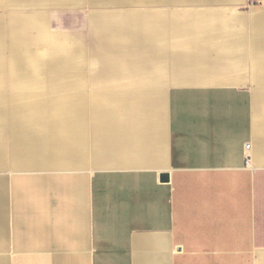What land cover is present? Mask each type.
Listing matches in <instances>:
<instances>
[{"label":"crops","instance_id":"0c3cea01","mask_svg":"<svg viewBox=\"0 0 264 264\" xmlns=\"http://www.w3.org/2000/svg\"><path fill=\"white\" fill-rule=\"evenodd\" d=\"M261 1L150 0V46L165 38L168 51L176 27L194 29L216 56L184 69L219 80L237 79L251 53L255 91L169 84L183 72L168 53L151 67H106L105 40L40 53L21 24L46 32L43 16H0V264H264ZM159 2L194 6L156 14ZM41 74L38 95L4 87Z\"/></svg>","mask_w":264,"mask_h":264},{"label":"rangeland","instance_id":"374dc122","mask_svg":"<svg viewBox=\"0 0 264 264\" xmlns=\"http://www.w3.org/2000/svg\"><path fill=\"white\" fill-rule=\"evenodd\" d=\"M250 5L252 8H259L262 5V1L250 0ZM193 6L194 4L183 5L159 2L154 8L157 14L158 11L162 10L175 11L188 7L193 8ZM245 8L248 7H243V9ZM1 15L11 20L15 18L16 24L17 22L19 23L18 16H43L48 26V31L46 32H39L29 21L21 24L25 39L38 49L40 53H44L45 50H55L63 51L65 54L78 44H85L84 47H87L90 51L92 47L99 50L102 49L99 48V43L105 40L107 47L115 53L113 66H110V59L107 58L105 59L106 67H151V57H160L161 55L167 57L168 53L169 56L171 55L175 59V67L173 69L170 67L169 70L183 72L182 74L168 76L169 84H199L204 79L221 78V76L214 75H196L191 73L190 68L184 69L194 56L199 54L216 56L214 51L209 50L206 52L198 48L200 45L194 43L197 38H192L196 36L193 34L194 29L176 27L174 35L166 38L172 42L170 44L171 49L168 51L163 49L160 43V39L165 38L157 37L158 44L149 45L150 36L152 37L150 0H124L120 4H118V0H2V3H0ZM174 19L178 23V15H175ZM136 22H140V24ZM102 23L108 24L111 28L104 30L103 27H100ZM114 26L120 28L115 29L113 28ZM95 40H99V42ZM201 45L203 46V44ZM148 49L151 50V53ZM251 56V53H247V60L245 59L242 62L244 66H237L236 69L231 70L232 72L238 71V73H241L240 75H233L237 79H218L216 82L250 84L255 91L257 85L255 80L253 81ZM94 58L96 57H88L87 64L95 68L96 61ZM224 62L236 64L235 60L229 61L227 59ZM30 72L33 71H25V73ZM43 75L32 76L26 80H12L4 84V87L9 89L14 87L15 90L13 92L16 96H26L27 94L31 96L36 95V93L38 95V91L30 90L36 88L40 90L39 87L43 86L44 83L38 78H43ZM173 77L175 82L172 83ZM169 84H167V87L172 86ZM47 88V86L46 88L42 87V91L45 92ZM24 104L31 105V103Z\"/></svg>","mask_w":264,"mask_h":264},{"label":"water","instance_id":"95a60500","mask_svg":"<svg viewBox=\"0 0 264 264\" xmlns=\"http://www.w3.org/2000/svg\"><path fill=\"white\" fill-rule=\"evenodd\" d=\"M161 178L163 179V180H168L169 179V175L167 174V173H165V174H163L162 176H161Z\"/></svg>","mask_w":264,"mask_h":264}]
</instances>
